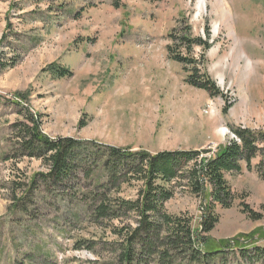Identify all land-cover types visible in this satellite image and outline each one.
I'll use <instances>...</instances> for the list:
<instances>
[{"label":"rangeland","instance_id":"obj_1","mask_svg":"<svg viewBox=\"0 0 264 264\" xmlns=\"http://www.w3.org/2000/svg\"><path fill=\"white\" fill-rule=\"evenodd\" d=\"M113 1L0 0V264H116L113 231L134 227L129 219L91 222L90 195L83 199L95 174L61 184L36 180L29 190L46 168L16 155L13 126L27 122L21 110L38 116L47 138L150 154L212 153L230 128L264 130V0H204L201 10L200 0H118L117 8ZM182 25L194 37L207 32L205 69L225 101L185 85L182 67L169 60L167 36ZM193 55L200 58L199 48ZM50 64L71 76L42 72ZM260 159L226 175L234 202L215 208L209 243L235 238L264 247ZM138 189L124 184L116 196L133 200ZM245 206L260 220L244 214ZM164 207L199 227V197L177 190Z\"/></svg>","mask_w":264,"mask_h":264},{"label":"trees","instance_id":"obj_2","mask_svg":"<svg viewBox=\"0 0 264 264\" xmlns=\"http://www.w3.org/2000/svg\"><path fill=\"white\" fill-rule=\"evenodd\" d=\"M113 4L117 8L118 0ZM167 38V56L182 67L184 84L204 91L211 99L220 97L225 101L226 96L205 69L204 55L211 45L207 32L204 38L194 37L191 28L182 25L180 29H172ZM195 48H199L201 63L193 55ZM42 72H49L56 79L71 76L70 70L54 64ZM21 112L27 122L13 126L20 149L16 155L40 160L46 168V173L32 176L29 190L35 189L37 181L61 184L95 174L93 184L89 185L91 190L83 199L87 200L90 195L91 222L123 219L133 222L134 227L121 226L113 231L119 238L114 243L117 248L112 251L116 264L264 263V247L242 244L235 238L209 243L206 238L218 223L215 208L229 209L234 202L226 175L239 174L242 163L250 170L251 160L260 155L255 171L264 182V130L230 128L232 137L212 153L175 150L150 154L69 137L53 140L40 132L36 114L26 109ZM131 182L139 184L135 199L116 196L120 186ZM177 190H186L201 200L202 219L196 230L192 229L189 218L171 215L165 210L164 205ZM242 212L253 221L261 218L246 206Z\"/></svg>","mask_w":264,"mask_h":264},{"label":"bare ground","instance_id":"obj_3","mask_svg":"<svg viewBox=\"0 0 264 264\" xmlns=\"http://www.w3.org/2000/svg\"><path fill=\"white\" fill-rule=\"evenodd\" d=\"M205 3H204V0H200V10L202 9V7H203V5H204ZM216 30V29H215ZM223 131V130H222Z\"/></svg>","mask_w":264,"mask_h":264}]
</instances>
